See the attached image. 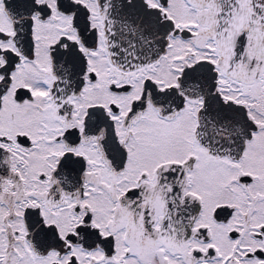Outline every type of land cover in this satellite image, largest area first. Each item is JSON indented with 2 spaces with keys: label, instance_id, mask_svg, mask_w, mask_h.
I'll return each instance as SVG.
<instances>
[{
  "label": "snow or ice",
  "instance_id": "snow-or-ice-1",
  "mask_svg": "<svg viewBox=\"0 0 264 264\" xmlns=\"http://www.w3.org/2000/svg\"><path fill=\"white\" fill-rule=\"evenodd\" d=\"M0 264H264V0H0Z\"/></svg>",
  "mask_w": 264,
  "mask_h": 264
}]
</instances>
